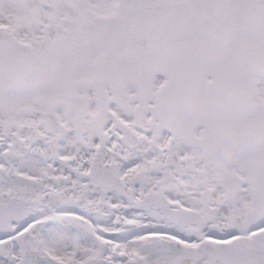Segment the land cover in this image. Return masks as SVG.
Returning <instances> with one entry per match:
<instances>
[{"label": "snow or ice", "instance_id": "6c2138e0", "mask_svg": "<svg viewBox=\"0 0 264 264\" xmlns=\"http://www.w3.org/2000/svg\"><path fill=\"white\" fill-rule=\"evenodd\" d=\"M0 264H264V0H0Z\"/></svg>", "mask_w": 264, "mask_h": 264}]
</instances>
